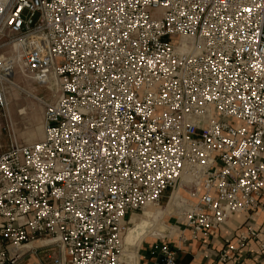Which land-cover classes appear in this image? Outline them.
I'll return each mask as SVG.
<instances>
[{"label":"built area","instance_id":"built-area-1","mask_svg":"<svg viewBox=\"0 0 264 264\" xmlns=\"http://www.w3.org/2000/svg\"><path fill=\"white\" fill-rule=\"evenodd\" d=\"M17 73L51 98L43 137L0 153V264H181L192 243L264 264V0H0L4 111ZM177 185L179 241L128 259L131 217Z\"/></svg>","mask_w":264,"mask_h":264},{"label":"rangeland","instance_id":"rangeland-1","mask_svg":"<svg viewBox=\"0 0 264 264\" xmlns=\"http://www.w3.org/2000/svg\"><path fill=\"white\" fill-rule=\"evenodd\" d=\"M5 95L7 98L8 105L5 111L0 109V153L7 147L11 139L16 138L18 141L28 143L40 140L43 137L45 101L51 98V93L48 90L38 85L33 79L21 73H17L9 82H7V84L5 85ZM174 191L172 192V196ZM182 192L183 189L181 187L179 191L180 196ZM164 203H166V201ZM173 204L179 205L180 201L175 202L171 198L169 207L166 209L164 208V204L161 207L149 205L146 209H144L143 212H136L131 217V225L139 221L141 218H144L145 214L148 211H151L153 214H155L156 217V219H153V221H157L156 223H153L159 226L160 222L162 221L160 220V218L165 214V212L170 211L172 207L171 205ZM239 216L241 215H237L235 217ZM235 217L233 219H235ZM175 218V216L166 218L170 225L173 224V226H171L172 229L166 228V226H164V223H162L161 225L165 228L163 230L157 231V234L154 236H147L146 240H151L155 236L163 235L167 232L169 233L170 231L171 235L174 236V241L178 242L179 237L177 234V226L179 224L176 223ZM238 224L239 223L231 224L230 222L223 229L224 234L226 236H229ZM187 234L190 238L191 236L189 235V233ZM126 238L127 247H129V245L132 246L128 232L126 234ZM135 241L136 243L140 242L138 239ZM142 242H144V240ZM219 243V240H217V243L215 242V244ZM185 248L191 250V253L190 251L189 253H187V256L189 258L195 255L198 256V254L200 253V248L197 243L186 245ZM143 250H146V246H144ZM47 252L48 251L45 248H39L38 250H36L34 255L31 256L32 259H30L29 256V259L31 260L29 261V263L31 264V262L34 261L45 263Z\"/></svg>","mask_w":264,"mask_h":264},{"label":"bare ground","instance_id":"bare-ground-1","mask_svg":"<svg viewBox=\"0 0 264 264\" xmlns=\"http://www.w3.org/2000/svg\"><path fill=\"white\" fill-rule=\"evenodd\" d=\"M15 85V84H14ZM44 129V128H43ZM184 180L186 179L187 181L189 180L188 177L183 178ZM182 179V180H183ZM181 180V181H182ZM182 184V182H181ZM180 184V185H181ZM177 185L178 187H175V191L173 193V196H171V198L173 199V201L178 202V198H179V191L181 189V186ZM146 209V208H145ZM167 212H165L166 214ZM164 214V215H165ZM163 215V216H164ZM163 216L160 218V220H162ZM236 218V217H235ZM240 218V217H239ZM153 219H156L155 214H153L151 211H148L145 214L144 218H141L139 221L135 222L133 225H131L129 231H128V235H129V239L131 240V244L132 246L129 245V247H127L126 244V236H125V244H126V257L132 261H137V257H138V253L140 251V244L143 240L146 239L147 236H154L157 234V231L159 230H163L165 227H163L161 224L163 223V220L160 222V225L157 226L155 225V223L157 221H153ZM159 221V220H158ZM155 222V223H153ZM165 226V225H164ZM172 229V228H171ZM139 240V243H136L135 240ZM43 242L38 241L35 243V245H39Z\"/></svg>","mask_w":264,"mask_h":264},{"label":"crops","instance_id":"crops-1","mask_svg":"<svg viewBox=\"0 0 264 264\" xmlns=\"http://www.w3.org/2000/svg\"><path fill=\"white\" fill-rule=\"evenodd\" d=\"M239 217H236L235 219H233L231 221V224L241 223V216H239ZM189 251L191 253V250H188V249L185 248L184 251L180 252V254H179V260H180V263L181 264H205L203 253L200 252L198 254V256L195 255V256L189 258L187 256V253H189Z\"/></svg>","mask_w":264,"mask_h":264}]
</instances>
